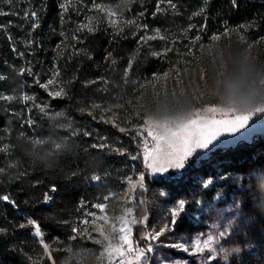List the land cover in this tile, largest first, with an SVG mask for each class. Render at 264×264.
Wrapping results in <instances>:
<instances>
[{
  "label": "trees",
  "instance_id": "trees-1",
  "mask_svg": "<svg viewBox=\"0 0 264 264\" xmlns=\"http://www.w3.org/2000/svg\"><path fill=\"white\" fill-rule=\"evenodd\" d=\"M104 4L118 7L122 26L113 29L97 18L92 31L81 27ZM0 12L7 13L0 15V95L14 98L0 99V197L15 202L0 200V264H52L42 258L34 228L20 225L35 219L47 244L73 243V228L85 208L141 173L139 139L131 129L139 120L130 107L143 81L164 70L191 41L204 43L242 25L253 38L264 36V0H236L235 6L232 0H0ZM49 79L54 82L45 90L40 85ZM61 88V96L49 95ZM26 95L34 100L25 101ZM36 105H47V115ZM123 109L129 111L127 123L119 119ZM59 112L68 119L58 121ZM44 137L71 146L51 169L34 167L23 151ZM94 175L101 179H91ZM196 177L215 179L202 190ZM261 184L264 136H257L215 148L198 162L189 159L184 169H170L164 176L145 175L135 204L149 227L161 205L233 188L260 234L254 261L247 264H264ZM46 193L52 196L47 203Z\"/></svg>",
  "mask_w": 264,
  "mask_h": 264
},
{
  "label": "rangeland",
  "instance_id": "rangeland-1",
  "mask_svg": "<svg viewBox=\"0 0 264 264\" xmlns=\"http://www.w3.org/2000/svg\"><path fill=\"white\" fill-rule=\"evenodd\" d=\"M95 10L97 11L96 13L92 12L86 16L82 23V25H86V27L83 28H91L97 18L103 19L106 24L113 29H119V27L122 26L117 6L106 4L98 5L95 7ZM247 30L248 27L246 26H243L241 29H224L211 36L207 42L196 45L194 41H191L189 45H186V49L178 52L179 55L174 58L173 61L166 63V68L164 70L152 74V76L138 86L137 96L130 108L133 110L135 118L139 120V124L131 129L139 139L137 143V155L141 159V173L136 177H128L125 179L122 189L108 193L99 203H93L90 207L85 208L81 217L78 219V223L73 228V235L70 238L73 243L77 245L84 244L85 246L96 248L104 257L103 264H144V258H141L139 261L136 260L137 247H144L147 244H151L154 248L152 253L146 254L148 264H161L165 259L176 261L178 264H247L248 262L254 261L253 255L257 248L256 236L260 234L258 228L254 225V219L245 212L240 198L235 195V189L233 188H219L213 192L211 197L199 198L194 201L190 200L187 202L184 199H179L185 201V210L178 224L175 226V231L173 233H166L165 236L161 237L158 241L140 240V237L147 232L159 229L163 223L168 222L170 220V210L176 206L179 200L165 206L161 205L157 210L158 213L155 222L149 227L146 226L147 224L145 222L147 216L143 214V216L139 217L135 204L136 196L143 190L138 184L141 174H143V176L148 175L151 178L164 176L166 174H153L144 161L145 146L151 149L154 143L152 138L147 135L148 128L145 125L146 116L144 112L140 110V102L144 94L146 91L155 92L160 89L161 86H163L165 90L169 88L176 89L182 82L185 87H187L192 82L187 73L193 69L196 57L200 55L205 46H210L215 41L225 38L250 44L264 41V36L253 38L251 34H247ZM213 37H216V39H213ZM211 105H216V103L201 98L195 102L194 108H203ZM128 114L129 111L123 109L119 119L127 123L129 121L127 117ZM110 119H112V117H110ZM249 125V128L242 130L241 133H237L234 136L225 134L220 138L219 142H214V146H210L207 150H197L189 159L198 162L209 156L210 152L215 148L228 147L239 141H250L257 136H264V115H254L249 121ZM233 177L239 178L236 174H234ZM219 178L220 176L218 179ZM195 179L202 190L206 189L203 187V184L209 178L196 177ZM211 179L214 180L215 178ZM187 203L188 206H186ZM98 205L100 207H98ZM121 217H123V219H121ZM125 219H135L138 221V223L134 225H129L131 228L129 240L133 245V250L132 252H128V246L126 244H120L119 241H114V246H120L123 254L121 255L115 252L110 253L96 240H100L105 236L106 227L113 229L115 224L118 225L120 221ZM139 221L143 222L141 223ZM136 229H143L145 232L142 235L141 233H137ZM89 235L92 237L91 239ZM198 236L201 238L202 242L210 236L213 237V241L209 249L195 255H190L182 250L162 247V244L172 241H187L190 243ZM36 239L41 249L42 258L49 259L52 264H57V260L63 254L61 249L65 244L71 242L58 241V247H53L43 240V243L49 246L48 249H45L40 242L41 238L36 237ZM233 245H239L242 251L239 253L234 252L230 260L225 261L224 255L226 249ZM211 249H214V252L211 251ZM210 257H215V259H210Z\"/></svg>",
  "mask_w": 264,
  "mask_h": 264
},
{
  "label": "clouds",
  "instance_id": "clouds-1",
  "mask_svg": "<svg viewBox=\"0 0 264 264\" xmlns=\"http://www.w3.org/2000/svg\"><path fill=\"white\" fill-rule=\"evenodd\" d=\"M187 75L192 81L187 87L183 82L176 89L165 90L161 86L155 92L146 91L140 102V110L154 122L161 134L189 119L195 102L201 98L213 101L225 110L240 113L264 108V41L251 44L227 38L215 41L203 48ZM56 119L63 122L68 117L59 112ZM28 143L31 145L32 141ZM70 147L64 140L53 141L44 137L34 147L23 151L34 167L51 169ZM11 167L15 168L16 164ZM260 188L264 192V184ZM259 210L264 214V207ZM113 232L112 228L106 227L99 244L107 249L110 243H114ZM61 251L63 254L57 264H103V255L84 244L70 242ZM241 251L239 245L229 246L224 260L229 261L234 252Z\"/></svg>",
  "mask_w": 264,
  "mask_h": 264
},
{
  "label": "snow or ice",
  "instance_id": "snow-or-ice-1",
  "mask_svg": "<svg viewBox=\"0 0 264 264\" xmlns=\"http://www.w3.org/2000/svg\"><path fill=\"white\" fill-rule=\"evenodd\" d=\"M8 3H11L12 0H7ZM233 5L235 6L236 0H232ZM174 7V5H173ZM60 8L67 10L65 8L64 4H60ZM7 13L0 12V15H6ZM36 13L33 12L32 16L35 17ZM38 20L36 23H34L33 27H38ZM81 27H86V25H82ZM243 27V25L241 26ZM93 29L89 28L88 31H92ZM154 37H149V39H152ZM163 38V37H161ZM198 40L199 37H196ZM213 39H216V37H213ZM152 55H159V53H152ZM58 75V73H55ZM2 79V77H0ZM53 80L49 79L47 83L41 84L40 86L44 88L45 90H48L49 85L53 84ZM64 93L63 88L59 89L58 91L49 92L50 96L53 97H59L61 94ZM0 99L2 100H12L14 99L11 96H4L0 95ZM23 99L25 101L34 100L31 96H24ZM39 107L40 112L47 115L46 108L47 105H36ZM93 107L98 108L99 105H93ZM81 111H84V109H81ZM59 114V113H58ZM256 114L264 115V108H257L254 112H245L240 113L236 112L234 110H225L218 105H211L206 106L203 108H193L192 114L189 119L184 121L182 124L178 125L175 128L168 129L163 134L159 133L156 130V125L154 122L150 121L146 118L145 125L148 128L147 135L150 136L153 140V146L151 149H149L147 146H145L144 149V161L146 166L151 170L153 174H161V173H167L170 169L174 170H181L184 169L186 166V161L194 155V153L197 152V150H207L210 148V146H214V142H219L220 138L224 136L225 134L234 136L237 133H241L242 130L247 129L250 127L249 121L252 119V117ZM103 119V117H101ZM107 123H113L114 126L115 123L113 121H105ZM119 131L124 133L126 132V129L124 127H120ZM90 133L85 132L84 135H89ZM137 137L134 135L133 139H136ZM93 147H97V145H93ZM99 147H106V145L101 144ZM116 151H120L117 149ZM121 154H124L121 152ZM133 160L137 159L138 157L133 155L131 157ZM0 172H3V169H0ZM73 176L76 175L75 172L72 173ZM91 179L93 180H99L101 179L99 176H92ZM213 183V180L211 178L207 179L203 187L208 188ZM139 187L144 188V176L143 174L140 175L139 181H138ZM51 191H56L55 187L51 189ZM161 195H164V193H161ZM44 202L47 203L52 200V196L49 194L44 195ZM0 200L2 201H8L9 203H12L13 206L15 205V202L10 200L8 195H4L0 197ZM98 207H100L98 205ZM185 210V201L179 200L177 201L176 206L170 210V220L168 222H165L162 224V226L154 231L147 232L145 235L140 237V240H152V241H158L161 237L165 236L166 233H173L175 231V226L178 224L179 219L182 215V213ZM143 222V221H139ZM138 223L137 220H122L113 227V240L119 241L120 244H126L127 251L132 252L133 245L131 241L129 240V236L131 234V228L129 225H134ZM26 226H31L34 228L33 235L35 237H40V242L43 244V247L45 249H48V245L46 243H43V233L40 224L37 220L29 218L26 221L25 224H21L20 228H24ZM4 229H0V232H3ZM75 231V230H74ZM79 235V233H78ZM223 235V234H221ZM89 238L92 237L89 235ZM98 243H100V240H96ZM213 237H208L207 239H204L203 242L201 241V238L198 236L196 237L192 242H178V241H172L170 243L162 244V247L170 248V249H176V250H182L185 253H188L190 255H195L201 252H204L205 250L210 248V245L212 244ZM107 251L112 253H122V248L120 246H114L113 243H110ZM154 251V248L151 244H147L144 247H137V255L136 260L139 261L141 258H144V264H148L147 260V253H152ZM211 251L214 252V249H211ZM210 259H215V257H210ZM161 264H178L176 261H169L165 259L161 262Z\"/></svg>",
  "mask_w": 264,
  "mask_h": 264
}]
</instances>
